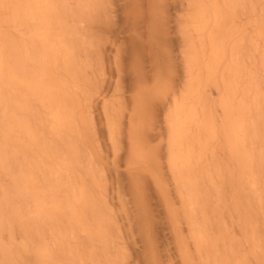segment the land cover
Listing matches in <instances>:
<instances>
[{
	"label": "bare ground",
	"instance_id": "6f19581e",
	"mask_svg": "<svg viewBox=\"0 0 264 264\" xmlns=\"http://www.w3.org/2000/svg\"><path fill=\"white\" fill-rule=\"evenodd\" d=\"M0 264H264V0H0Z\"/></svg>",
	"mask_w": 264,
	"mask_h": 264
}]
</instances>
